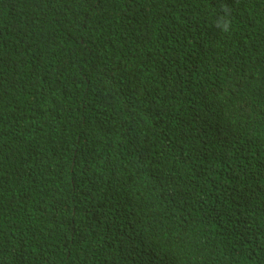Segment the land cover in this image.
<instances>
[{"label":"trees","instance_id":"1","mask_svg":"<svg viewBox=\"0 0 264 264\" xmlns=\"http://www.w3.org/2000/svg\"><path fill=\"white\" fill-rule=\"evenodd\" d=\"M0 264H264V0H0Z\"/></svg>","mask_w":264,"mask_h":264},{"label":"clouds","instance_id":"2","mask_svg":"<svg viewBox=\"0 0 264 264\" xmlns=\"http://www.w3.org/2000/svg\"><path fill=\"white\" fill-rule=\"evenodd\" d=\"M225 30H227V26H225Z\"/></svg>","mask_w":264,"mask_h":264}]
</instances>
